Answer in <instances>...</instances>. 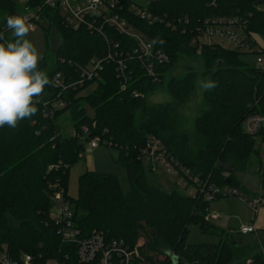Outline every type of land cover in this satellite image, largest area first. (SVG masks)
<instances>
[{"label": "trees", "instance_id": "1", "mask_svg": "<svg viewBox=\"0 0 264 264\" xmlns=\"http://www.w3.org/2000/svg\"><path fill=\"white\" fill-rule=\"evenodd\" d=\"M18 1L0 0V27L18 11ZM28 2L35 7L42 1ZM148 9L165 20L150 24L128 11L125 16L156 48L168 54L170 61L157 67L159 80L154 81L137 60H129L133 79L125 91L120 89L113 62L105 65L98 78L83 85H74L79 78L76 68L91 58L102 57L114 48L112 43H119L121 51H132L136 46L134 39L108 28L105 36L85 28L74 30L64 24L58 13L42 9V17L50 27L61 30L62 41L54 53L55 68L49 69L47 54L38 68L50 79L63 73L65 84L72 86L61 95L65 105L53 116L45 114V103L55 100L59 91L50 85L38 98L34 116L20 121L14 129L7 125L0 128V245L11 256L29 254L35 264L50 260L81 264L76 247L62 243L58 225L49 215L54 194L62 192L84 236L100 233L107 242L123 240L137 251V264H243L249 258L255 264H264L261 251L242 246L232 233L210 223V202L179 190L167 192L150 185L143 162L137 159L148 133H153L193 175L210 177L217 185L239 188L235 171L244 170L255 157L264 196L259 149L260 141H264V127L257 137L248 135L243 128L248 115L264 114V68L249 67L238 52L220 44L195 41L208 25L206 22L214 20H236L246 34H264V0H149ZM169 21L175 22V28L167 25ZM44 37L48 47L49 29L44 30ZM185 52L199 55L209 80L218 85L203 93L213 113L196 119L200 145L196 153H186L162 123L138 122L136 118V110L145 103L144 94L164 81L179 55ZM197 78L196 72L189 71L182 79L171 78L167 89L175 99H185ZM92 84L96 87L81 95ZM134 91L139 95L134 96ZM66 111L70 112L74 131L81 133L83 126L89 128L84 141L60 133L57 119ZM96 136L101 144L110 142L119 150L118 161L125 168L129 189L123 191L116 174L88 170L79 177L78 197L73 199L67 194L70 168L85 149L86 141ZM236 164L241 168L236 169ZM226 172L230 173L228 178L224 176ZM190 224L216 232L219 241L188 243Z\"/></svg>", "mask_w": 264, "mask_h": 264}, {"label": "built area", "instance_id": "2", "mask_svg": "<svg viewBox=\"0 0 264 264\" xmlns=\"http://www.w3.org/2000/svg\"><path fill=\"white\" fill-rule=\"evenodd\" d=\"M41 5L31 7L28 0H19L20 8L13 15H21L27 18V22L33 25L38 24L43 19L42 9L52 10L60 15L64 24L74 30L85 28L91 33L104 35L106 28L112 29L122 35L134 39L136 46L132 51H121L119 43H112L114 48H110L102 57L91 58L84 64L77 66L76 70L79 74L78 81L74 85H83L85 82L94 80L100 76L109 62H113L115 66L116 76L120 81L121 91L127 89L128 83L133 79V69L129 64V60H137L145 69L146 74L158 81L156 69L170 61L168 54L154 46L146 35L137 31L125 16V11L136 15L141 20L150 24L163 22L165 18L153 14L148 9V3L141 4L132 0H41ZM125 2V3H124ZM188 22V21H187ZM197 35L195 41H200L201 37L206 34L208 36L228 37L239 45L246 46L248 51L254 52L252 46L244 43L229 30V25L237 24L243 28L236 20L224 19L214 20ZM168 26L175 28V22L169 21ZM12 35L11 30L4 25L0 27V37L2 39ZM115 49V50H114ZM264 53V52H263ZM264 66V57L259 60ZM57 77L53 75V86L58 89V95L55 100L46 102V115L53 116L56 110L65 105L61 98L64 91L72 85L65 84L63 73L58 72ZM139 93L134 91V96ZM264 127V114H250L243 123L244 131L253 137H257ZM89 134V128L83 126L81 133L73 130V136L85 140ZM110 142H105V144ZM87 153H92L101 144L100 137L96 136L86 141ZM259 149L261 151V168L264 167V141H260ZM138 160L142 162L148 161L149 168L155 170V165L159 164L166 171L175 176L176 183L183 186L184 193L193 198H201L204 201L211 202L220 197L230 195H239L233 192L234 187L229 185H217L210 180V177L196 176L191 171L179 163L163 145L161 139L153 133H148L147 141L144 147L138 151ZM144 165V162H143ZM225 177H229L230 173H224ZM255 214L258 213L262 205H264V196L259 190L258 195L253 200H245ZM50 218L58 225V233L62 243L73 245L76 247V256L81 264H137V251L132 250L130 245L123 240L117 239L107 242L105 237L100 233H93L84 236L78 223L74 219L72 207L67 199L64 198L62 192H57L53 197V207L50 211ZM211 216H207L210 220ZM256 229L252 224L243 225L240 228L242 234L255 232ZM264 256V251L262 252ZM0 264H35L33 257L29 254H22L19 257L11 256L6 247L0 245ZM47 264H64L59 260H50ZM246 264H255L252 258L247 259Z\"/></svg>", "mask_w": 264, "mask_h": 264}, {"label": "rangeland", "instance_id": "3", "mask_svg": "<svg viewBox=\"0 0 264 264\" xmlns=\"http://www.w3.org/2000/svg\"><path fill=\"white\" fill-rule=\"evenodd\" d=\"M136 3L146 4L149 0H132ZM1 19V16H0ZM49 29V46H46L44 30ZM229 30L233 32L239 40L252 46L254 52L248 51L246 46L239 45L228 37L208 36L201 37L202 42L220 44L239 53L240 59L249 67L264 68L259 62L264 57V34L253 32L248 35L243 28L237 24L229 25ZM13 38L12 35L2 39L0 42H7ZM37 48L43 57L47 54L49 69L55 68L54 53L61 44V30L51 26L47 20H42L35 24L34 30L30 31L26 37ZM189 71L197 73L194 89L190 94L181 100L175 99L167 89V82L171 78L182 79ZM210 81L208 73L204 68L203 59L196 54H180L177 63L166 74L164 81L144 94V105L136 110L137 121L156 120L164 125L165 131L181 144L186 153H196L199 149L198 138L196 137V119L204 114L213 113L203 99L205 90L202 83ZM96 87L92 84L84 89L81 95H86ZM89 114L92 110L83 103ZM57 125L63 136H70L73 132V123L70 112L66 111L57 119ZM87 144H85V149ZM85 149L79 153L78 160L70 168L67 187L68 196L76 199L79 192V177L88 170H95L103 173L116 174L121 180V187L124 192L129 189V183L125 168L118 161L119 150L115 147L100 144L92 153H87ZM256 158L252 157L250 163L244 170L235 171V177L240 182L239 188L232 189L239 195H230L213 200L209 204L208 212L210 223L216 225L228 233H232L240 240V244L252 250L260 249L264 251V205L255 214L245 200H253L257 197L260 188V175L256 169ZM146 169V179L152 186L167 192L179 190L184 193L183 186L176 183L175 176L169 174L164 167L155 165L154 172H150L148 161L144 160ZM233 163V162H232ZM236 164V169H240ZM225 224V225H224ZM252 224L255 232L242 234L240 228L243 225ZM188 243H217L219 237L216 232L203 231L200 226L190 224ZM243 264H246L244 262Z\"/></svg>", "mask_w": 264, "mask_h": 264}, {"label": "clouds", "instance_id": "4", "mask_svg": "<svg viewBox=\"0 0 264 264\" xmlns=\"http://www.w3.org/2000/svg\"><path fill=\"white\" fill-rule=\"evenodd\" d=\"M6 26L13 38L0 42V128L7 125L14 129L20 121L37 113L38 98L46 86L53 85V79L38 68L43 57L26 38L33 30L27 18L10 15ZM217 86L213 81L202 83L207 90Z\"/></svg>", "mask_w": 264, "mask_h": 264}, {"label": "crops", "instance_id": "5", "mask_svg": "<svg viewBox=\"0 0 264 264\" xmlns=\"http://www.w3.org/2000/svg\"><path fill=\"white\" fill-rule=\"evenodd\" d=\"M148 171H150V172H152V173L154 172V171H152V169H151V168H149V170H148ZM259 190H260V188H259ZM224 225H225V224H224ZM253 251H254V252H260V251H261V252H263V251H262V250H260V249L253 250Z\"/></svg>", "mask_w": 264, "mask_h": 264}, {"label": "water", "instance_id": "6", "mask_svg": "<svg viewBox=\"0 0 264 264\" xmlns=\"http://www.w3.org/2000/svg\"><path fill=\"white\" fill-rule=\"evenodd\" d=\"M260 5H262V1H259L258 2ZM218 66H221V63H219V65ZM258 172H259V170H258ZM175 260V259H174ZM176 261V260H175Z\"/></svg>", "mask_w": 264, "mask_h": 264}]
</instances>
